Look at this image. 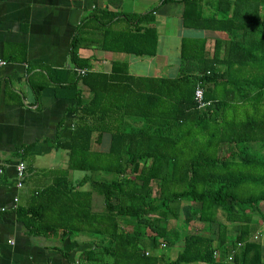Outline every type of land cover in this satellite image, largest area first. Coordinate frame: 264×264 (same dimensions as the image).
I'll use <instances>...</instances> for the list:
<instances>
[{
    "label": "trees",
    "instance_id": "obj_1",
    "mask_svg": "<svg viewBox=\"0 0 264 264\" xmlns=\"http://www.w3.org/2000/svg\"><path fill=\"white\" fill-rule=\"evenodd\" d=\"M176 1L184 28L226 39L210 49L205 36L182 37L174 74H131L124 61L95 71L76 61L77 32L71 40L88 97L71 84L70 134L54 144L65 168L15 213L32 236L73 247L86 237L80 264H264V0H218L212 13ZM142 18L128 32L105 29L99 47L154 55L156 32ZM168 246L173 258L159 250Z\"/></svg>",
    "mask_w": 264,
    "mask_h": 264
},
{
    "label": "crops",
    "instance_id": "obj_2",
    "mask_svg": "<svg viewBox=\"0 0 264 264\" xmlns=\"http://www.w3.org/2000/svg\"><path fill=\"white\" fill-rule=\"evenodd\" d=\"M198 1L205 13H212L218 0ZM243 10L240 6L238 17ZM219 11L232 15L224 3ZM181 12L182 3L176 0H0V58L6 61L0 68V264H76L86 246L84 236L78 237V247L70 240L32 236L15 213L33 192L51 183L56 170L65 168V151L54 144L70 134L69 109L77 102L71 84L75 82L81 101L88 97L78 80L84 72L79 73L70 56L76 32V61L87 60L95 71L108 72L113 61H124L131 74L171 75L177 71L182 37L205 36L210 49L216 39H226L224 32L184 28ZM138 17H143L140 27H154V55L99 47L105 29L110 36L128 32ZM18 161L25 165L19 188L14 174Z\"/></svg>",
    "mask_w": 264,
    "mask_h": 264
},
{
    "label": "built area",
    "instance_id": "obj_3",
    "mask_svg": "<svg viewBox=\"0 0 264 264\" xmlns=\"http://www.w3.org/2000/svg\"><path fill=\"white\" fill-rule=\"evenodd\" d=\"M6 64V61L2 58H0V68L2 66H4ZM84 70H79V73H83ZM194 96L196 101L200 106H203L204 103L202 102V90L200 88H196L194 90ZM24 169H25V165L23 162L18 161L15 166H14V174H15V186L17 188H19L22 185V179H23V174H24ZM13 201H16V198H13ZM4 208H0V211H3ZM76 264H80L79 262H77Z\"/></svg>",
    "mask_w": 264,
    "mask_h": 264
},
{
    "label": "rangeland",
    "instance_id": "obj_4",
    "mask_svg": "<svg viewBox=\"0 0 264 264\" xmlns=\"http://www.w3.org/2000/svg\"><path fill=\"white\" fill-rule=\"evenodd\" d=\"M204 6H205V5H204ZM206 8H207V7H206ZM173 68H174V67H173ZM93 147H94V145H93ZM100 147H103V148H104V145H102V146H95L94 148H100ZM261 150L264 152V148H262ZM50 174H51V172H50ZM50 174H49V175H50ZM67 174H68V176H69L70 178H78V177H80L83 173H82L81 171H77V170H69V171L67 172ZM43 182H46V180L44 179ZM85 187H87V185H85ZM92 200H94V204H93L94 209H99V208H101V207H100V203H99V201H100L99 196L94 195ZM92 202H93V201H92ZM196 225H198V223H195V225H194L193 228H195ZM190 227H192V225H191ZM260 231L263 232V234H264V224L261 225V227H260ZM263 234H262V235H263ZM159 250L163 251V252L165 253V255L168 256L169 258H173V257L175 256V254H176V252H177L178 249L176 248V246H175V247H169V246H168V247H166V248H164V247H163V248H160ZM159 250L157 249L156 252H158ZM151 253H152V251H151Z\"/></svg>",
    "mask_w": 264,
    "mask_h": 264
}]
</instances>
